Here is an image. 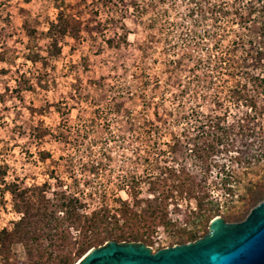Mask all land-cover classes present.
Listing matches in <instances>:
<instances>
[{
  "label": "rangeland",
  "instance_id": "1",
  "mask_svg": "<svg viewBox=\"0 0 264 264\" xmlns=\"http://www.w3.org/2000/svg\"><path fill=\"white\" fill-rule=\"evenodd\" d=\"M262 22L264 0H0V229L19 218L24 189L45 184L49 205L75 196L88 214L114 213L134 175L137 213L161 202L175 223L132 242L151 253L203 237L218 217L242 221L264 199L249 203L264 190V161L243 163L261 136L235 126L222 141L197 139L193 124L196 111L225 125L264 119ZM165 165L189 172L218 211L178 190L153 201Z\"/></svg>",
  "mask_w": 264,
  "mask_h": 264
},
{
  "label": "trees",
  "instance_id": "2",
  "mask_svg": "<svg viewBox=\"0 0 264 264\" xmlns=\"http://www.w3.org/2000/svg\"><path fill=\"white\" fill-rule=\"evenodd\" d=\"M260 24L261 28H264V23ZM55 26L52 24L51 28ZM59 28L60 33L64 34L66 27L61 25ZM54 47L57 49L55 43ZM219 73L217 71V74ZM195 114L193 129L197 130V139L211 133L216 140L222 141L236 126L246 139L261 136L259 142L264 143V119L256 121L246 114L236 122L237 125L233 123L225 125L219 115H203L199 111ZM149 125L151 127H148V133L153 130L150 129L153 123ZM153 128L158 129L157 126ZM173 140L174 143H180V138L176 135ZM244 159L246 161L243 163L246 166L254 161H264V149L257 155ZM159 173L162 177L153 181L150 187L153 201L157 199L166 201L173 191L178 190L180 196L186 193L188 199H193L199 210L218 211V204H213L208 199V194L200 189L201 186L195 183L192 175L184 168L176 170L165 165L159 167ZM123 182L127 188L122 189L130 201L117 197L115 200L119 202V207L114 213L102 206L88 214L82 209L83 203L75 196L61 195L57 203L49 205V200L44 195L45 184L36 189L38 192L36 195L26 196L28 189H24L21 191V204H14L19 218L12 222L11 227L0 229V264H75L88 250L102 246L108 241L151 243L150 237L158 224L166 227L175 224L166 218V212L160 206L161 202H156L153 207L149 206L144 209V214L139 215L134 208L143 200L140 197L142 178L136 175L129 176ZM261 197H264V190L251 192L249 198L251 206ZM58 212L62 213L60 219L56 216ZM199 237L201 235L198 233H188L180 243L194 241ZM15 246H21L22 258L17 257Z\"/></svg>",
  "mask_w": 264,
  "mask_h": 264
},
{
  "label": "water",
  "instance_id": "3",
  "mask_svg": "<svg viewBox=\"0 0 264 264\" xmlns=\"http://www.w3.org/2000/svg\"><path fill=\"white\" fill-rule=\"evenodd\" d=\"M75 264H264V199L240 222L214 219L193 242L151 253L142 243L108 241Z\"/></svg>",
  "mask_w": 264,
  "mask_h": 264
}]
</instances>
